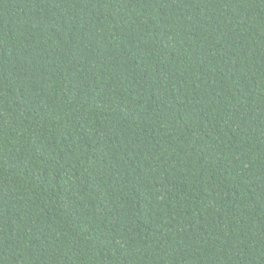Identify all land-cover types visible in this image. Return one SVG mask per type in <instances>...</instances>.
<instances>
[{"label":"trees","instance_id":"16d2710c","mask_svg":"<svg viewBox=\"0 0 264 264\" xmlns=\"http://www.w3.org/2000/svg\"><path fill=\"white\" fill-rule=\"evenodd\" d=\"M0 264H264V0H0Z\"/></svg>","mask_w":264,"mask_h":264}]
</instances>
